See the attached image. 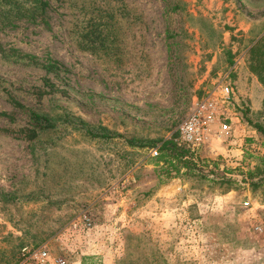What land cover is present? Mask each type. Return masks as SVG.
Masks as SVG:
<instances>
[{
    "label": "rangeland",
    "instance_id": "obj_1",
    "mask_svg": "<svg viewBox=\"0 0 264 264\" xmlns=\"http://www.w3.org/2000/svg\"><path fill=\"white\" fill-rule=\"evenodd\" d=\"M43 1L0 5V264L41 243L67 264H264V0ZM211 95L255 135L239 158L184 145L197 172L165 179L159 140Z\"/></svg>",
    "mask_w": 264,
    "mask_h": 264
},
{
    "label": "built area",
    "instance_id": "obj_2",
    "mask_svg": "<svg viewBox=\"0 0 264 264\" xmlns=\"http://www.w3.org/2000/svg\"><path fill=\"white\" fill-rule=\"evenodd\" d=\"M230 105L228 98H219L215 95L200 101L179 123L180 140L177 143L182 146L204 143L213 134L212 124L215 121H221L225 130L228 125L225 119L229 120L234 115H231ZM86 224H90L89 218H86ZM18 264L67 263L63 257L51 253L46 243H41L35 246L24 245L20 250Z\"/></svg>",
    "mask_w": 264,
    "mask_h": 264
},
{
    "label": "trees",
    "instance_id": "obj_3",
    "mask_svg": "<svg viewBox=\"0 0 264 264\" xmlns=\"http://www.w3.org/2000/svg\"><path fill=\"white\" fill-rule=\"evenodd\" d=\"M34 2H38L39 5H43L45 2L43 0H33ZM3 2L11 3L10 7H16V10H21L19 7V0H0V5ZM36 9V8H34ZM21 105V104H20ZM21 107H23L21 105ZM30 115L32 118L36 120V124L40 128H47L53 126V123L44 115L39 113L30 111ZM42 121L44 123H42ZM256 128L259 132L264 135V125L257 124ZM31 137L36 135L35 128L32 130ZM160 144L158 145L159 156L158 160H163L165 166H161V171L165 177V179L173 178L184 168L187 172L196 173V164L193 160L192 152L182 146L179 145L173 137L161 139L159 140ZM158 141L152 140L149 145H156ZM249 176L251 177V181L264 182V158L261 159V168L257 171H250L248 172ZM80 264H99L97 262V257L92 254H85L82 255L80 258Z\"/></svg>",
    "mask_w": 264,
    "mask_h": 264
},
{
    "label": "crops",
    "instance_id": "obj_4",
    "mask_svg": "<svg viewBox=\"0 0 264 264\" xmlns=\"http://www.w3.org/2000/svg\"><path fill=\"white\" fill-rule=\"evenodd\" d=\"M235 121H238V119L235 117H230L229 120L225 119V122L228 124L225 130H223L222 128L223 123L221 121H218L219 129L217 131L213 130L214 133L210 135V142H212L213 140L220 141V139L223 141L226 140L227 141L226 146L221 147L223 151H227L229 152L227 154L235 155L236 158H239L240 154L243 151L242 149H239L238 145L243 141V139L245 142V143L243 142V144L246 145L247 141H251V138L249 137L255 135L256 132L250 129L245 131V129L249 127L244 126L242 123L237 124V122ZM77 264H80V262H78Z\"/></svg>",
    "mask_w": 264,
    "mask_h": 264
}]
</instances>
